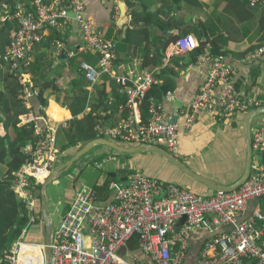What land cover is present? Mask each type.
<instances>
[{"label": "built area", "instance_id": "obj_1", "mask_svg": "<svg viewBox=\"0 0 264 264\" xmlns=\"http://www.w3.org/2000/svg\"><path fill=\"white\" fill-rule=\"evenodd\" d=\"M248 3L251 8L264 7V0H248ZM84 12L82 0H29L15 6L0 5V28L7 24L18 26L12 32L4 61L10 65V74L22 84L20 100L25 106L38 96L27 75L32 44L42 38L33 33L43 34L49 30L65 33L72 25L69 20L73 15L81 24L84 36L79 51L97 52L100 56L98 68L87 63L81 66L88 82L94 85L102 75H108L119 85L131 110L140 106L156 83L151 74H143L134 80L119 75L114 69L116 46L106 39L94 21L83 18ZM56 45L59 50L65 48L64 42L58 41ZM177 48L182 53L194 50L197 41L193 36H187L177 42ZM76 54L77 51L68 52L70 58ZM263 54L264 50H260L255 58L261 59ZM234 75L232 66L224 64L222 59H215L206 82L190 105L186 127H192L203 114L221 121L238 111L261 106L256 100L240 95L233 82ZM151 115L147 124L131 114L119 125L103 128L99 124L97 130L100 135L113 140L139 145L154 143L175 153L179 146V125L170 122L168 114L159 105L151 107ZM36 136L35 142L25 148L30 160L16 172L13 181L15 193L31 214V224L37 219L34 192L54 171L60 152L57 133L47 122L36 125ZM252 142L255 173L233 192L205 197L176 184H163L134 173L128 182L112 181L109 185L111 194L106 202H102L94 187L79 185L70 208L54 231L52 264H129L119 252L137 234L141 250L153 263L185 264L191 233L209 227L208 214L214 216L216 228L230 225L233 231L212 241L214 244L209 247L213 252L204 253L199 264H240L243 259L264 264V215L256 213L243 223L238 220L250 203L264 197V165L257 162V154L264 151V125L253 130ZM184 217L186 221L177 229ZM25 233L12 248L9 264H20L24 245L38 248L39 245L23 241Z\"/></svg>", "mask_w": 264, "mask_h": 264}, {"label": "crops", "instance_id": "obj_2", "mask_svg": "<svg viewBox=\"0 0 264 264\" xmlns=\"http://www.w3.org/2000/svg\"><path fill=\"white\" fill-rule=\"evenodd\" d=\"M6 1L7 0H0V5L8 4ZM82 1L85 4V12L82 15L83 18L94 21L104 33L106 39L117 46L114 69L119 75L134 80L143 74H151L155 78L156 83H158L155 75L159 73L161 69L168 67L170 70L177 73L178 76L173 77L176 83L174 93H171V96L166 95L161 102H153L151 105V107L157 105L161 106L162 110L168 114L170 122L177 123L179 125V146L177 151L171 154L177 157L196 174H199L219 185L228 186L237 182L243 176L246 164V144L244 139L245 122L248 114L252 110L257 109V107L246 111H238L221 121L213 119L208 114H203L198 118L192 127H186L185 122L190 111V105L197 97L199 89L206 82L215 59L213 56H209L208 54L195 58L192 54H190L195 49L183 53L179 52L177 42L184 40L187 36H193V38L197 41L198 48L200 39L196 36L194 31L188 33V29L202 27L203 35L207 37L202 39V41L215 40L219 38L222 33L224 37L223 39L227 44L228 51L232 53L247 52L253 46L258 45V42L260 41L259 18L264 7L251 8L248 5L245 7L244 12L241 5L245 3L247 5L248 0H233V3L230 5L232 13L227 12V8L229 7L228 1H222V3H220L217 7L215 5L217 0H190L189 3H183L181 5L182 7H180L181 9L179 10H170L169 6H165L163 10H160L159 16L161 19L171 22L172 26L164 36L159 32L158 27L144 25V27L151 28L152 33L156 36L154 39L155 42L150 46V48H148L150 49V56H147L148 53L144 55L142 53V48H138L139 36H132L133 42L131 45H125L124 47L122 44L126 38L127 31L137 27L132 20V10L135 8L142 10V0ZM25 2L27 3L29 0L18 1V3ZM149 4H152V0H149V3L146 5ZM122 5H125L123 6L124 11L121 8ZM161 6L162 4L159 2L158 4H153L151 12H157ZM238 7H240L239 10ZM69 22L72 25L67 29L68 33L65 36L64 41L57 40V38L52 35V31H46L45 33L43 32V34L40 32V35H36L41 36L44 39L47 37L53 39L51 42L49 58L55 64L56 71L54 73V78H57H55L57 85L61 87L62 91L59 94L56 92L47 93L46 96L48 97V104L46 107L40 105L37 99L38 96H36L29 103V105H24L28 110V114L21 116V125L37 123L41 126L44 122H47L50 125V128L54 129L57 133V147L60 152V142L62 143L64 139V131L73 119L71 111L64 106L66 97L72 94V83L77 79V76L72 71L74 67L70 66V62L72 58L78 57L79 61H82L81 66L87 63L92 67L98 68L100 59L97 52L79 51V48L84 44L81 24L76 20L75 15L70 18ZM60 33L63 34L64 32ZM186 33L188 34L185 35ZM58 41L64 42V49H58V45H56ZM63 50H66V54L68 56H66V59L61 58ZM156 50L162 51L163 64L161 67H154L150 65L152 55ZM70 51H77V54L70 58L68 55V52ZM45 52H47V50ZM83 53L93 54L97 57V61L95 63L87 61V59L82 57ZM255 56L256 55H247L236 61L225 58L223 59V62L226 65L228 64L232 66L234 69L235 75L233 77V82L235 87L238 88L236 89L239 91L240 95L243 98L256 100L257 102L264 104V60L263 56L261 59L260 57L255 58ZM30 57L31 59L29 64L35 61L33 44ZM118 59H120L121 63L117 61ZM81 70H83L82 67ZM27 75L29 76L28 79L34 86V89L37 90L39 94V89L35 86V77L29 73V70ZM104 75H102L99 78V81L94 85L86 79L88 86L84 89L89 92L90 100L88 101L85 113L94 112L93 106L97 104L96 89L94 87L100 86L105 82ZM54 78L52 77L53 81ZM111 81L115 82V80H112L111 78L106 82L108 92H111L112 90ZM116 85L118 86L117 90H119V85L117 83ZM219 92L220 89L216 90V94H219ZM58 97L60 100H58ZM105 109L106 111H104ZM104 110V120L100 123L103 128L114 127L129 118V116L125 119L122 118L123 108L121 105H117L115 98L110 100L108 107H105ZM129 111V115L133 114L136 118L142 119L140 106L136 108L134 107L132 110L129 109ZM85 113L80 114L78 118L82 119L85 116ZM106 118L107 121L105 120ZM259 118H257L253 123L252 133L254 129L264 125V119ZM97 132L99 133L98 130ZM100 138L107 139L114 143L118 141L113 140L108 136L100 135L99 133L97 139ZM87 143L88 142L78 144L76 148L70 149L71 155L68 157L67 161H70L71 158H73V156ZM118 145L121 146L120 144ZM151 145L156 144L153 143ZM138 146L141 145L135 144L133 147L126 148H134ZM96 149L97 152L100 151L110 155L109 161H111L109 164L106 163L105 167L99 169L102 173L92 187L102 185L107 176L120 172L115 181L128 182L132 174L138 173L154 180H158L163 184L176 183V185L180 187L185 189L187 188V190L205 197L219 193L210 190L199 182H196L183 172L182 173L186 175V178L180 176L176 170H170L167 163L168 160L156 152L145 151L132 155H125L116 151L113 152V149L106 146L98 147ZM63 153L64 152H61V155ZM90 153L87 155L89 156ZM114 153L115 155L121 154L122 157H116ZM263 153L264 151L257 154V162L261 164ZM254 157L255 155L253 152V171ZM92 158L93 157L88 159L91 160ZM84 159L85 157L77 163H81ZM143 161H145L146 166L141 165V162ZM147 163H149L148 166ZM229 163L233 165V168L229 166ZM58 165L60 166L62 164L60 162L56 163L55 168ZM81 168L86 169L87 166L83 165ZM80 175H82L81 172ZM76 179L78 180L79 178ZM200 185L203 188H201ZM34 194L37 198L38 193L34 192ZM73 199L66 205L62 217L70 208V204ZM256 213L264 215V197L250 203L245 213L238 216V220L243 223L244 221L253 218ZM206 217L209 227L201 228L191 233L188 241L185 264H199V261L204 253L213 252V250L209 247L214 244L212 241L220 238L222 235H230L233 231V227L230 225L216 228L213 224L214 216L212 214H208ZM253 220L258 223L257 218H254ZM183 224L184 223H178L177 229L181 228ZM31 244L40 245L41 243ZM25 249L28 251L27 254L30 255L35 264L43 262L42 254L39 248L36 249L35 247L27 245ZM119 254L129 264H140L141 262L146 264H155L143 253L140 248V240L135 237L121 249ZM240 264H256V262L254 260L243 259Z\"/></svg>", "mask_w": 264, "mask_h": 264}, {"label": "trees", "instance_id": "obj_3", "mask_svg": "<svg viewBox=\"0 0 264 264\" xmlns=\"http://www.w3.org/2000/svg\"><path fill=\"white\" fill-rule=\"evenodd\" d=\"M18 1L19 0H7L6 2L11 6H15ZM222 1H228L229 7L227 8V12L232 13L230 5L233 3V0H217L215 4L216 7L222 3ZM158 2L161 3L162 6L157 12L152 13V5L158 4ZM189 2L190 0H152V4L146 5L149 3V0H142V10H138L137 8L132 10V20L137 27L127 31L126 38L122 44L124 47L125 45H131L133 42L132 36H139L138 48H142V53L144 55L148 53L147 56H150V49L148 48L155 42L154 39L156 36L152 33L151 28L144 27V25L158 27L159 32L165 36L172 26V23L160 18V10H163L165 6H169L170 10H179L183 3L186 4ZM248 5V3L247 5L246 3L241 5L244 12L245 7ZM239 9L240 7H238V10ZM17 29V24H7L0 28V124L3 131V134H0V264H9L8 259L12 248L23 236L28 226L31 225V214L23 200L15 193L13 181L16 172L30 160L29 156L25 153V148L29 144H33L37 139L36 125H40L37 123H33V126L30 123L21 125V116L28 114V110L20 100L22 84L10 74V65L4 61L6 51L11 45L12 31ZM49 31H52V35H54L57 40L61 41H64L68 33L65 32L61 34L57 30ZM192 31H194L196 36L200 39L199 47L190 53L195 58L208 54L209 56H213L214 59L223 60L228 58L232 61H236L247 55L253 56L260 50H264V8L259 18L260 41L258 45L253 46L247 52L232 53L228 51L222 33L219 38L215 40L202 41V39L207 38L203 35V28L196 27L188 29V33ZM52 40L53 39L50 37L46 39L42 37L39 41H34L33 51L35 53V61L29 64L28 69L29 73L35 77V86L39 89L37 99L40 105L44 107L48 104L47 93L56 92L59 94L62 91L61 87L57 85V78H54V73L56 71L55 64L49 58ZM46 50L47 52H45ZM82 57L91 63L97 61V57L93 54L83 53ZM117 61L121 63L120 59ZM81 64L82 61H79L78 57L72 58L70 62V66L74 67L72 71L77 76V79L72 83V94L67 96L64 102V106L71 111L73 119L64 131V139L62 143L60 142L61 152L76 148L78 144L97 139L99 136L96 130L97 126L104 120L103 110L105 107H108L112 98H115L117 105H121L123 108L122 118L125 119L130 116L129 108L126 105L127 98L119 93V90H117L118 86L114 81H111V92L107 91L106 82L110 79L107 75H104L105 82L103 84L94 87L97 95V104L93 106L94 112L85 113L88 101L90 100V94L84 89L88 86V83L86 81L85 72L81 70ZM162 64V51L156 50L152 55L150 65L161 67ZM155 76L158 83L152 86V89L148 92L140 105L143 124L149 122L152 103L161 102L166 95L174 93L176 89V83L173 77L178 75L168 67L161 69ZM52 77L55 82L52 80ZM58 100H60L59 97ZM82 113H85V116L79 119L78 117ZM43 128L45 129V125ZM82 171H84V169H82ZM82 171L81 173H83ZM115 180L116 179L107 176L101 186H94L99 194L100 201L106 202L108 200L111 194L109 185ZM36 190L41 200V185H39ZM39 218L40 220L42 219L41 212H39Z\"/></svg>", "mask_w": 264, "mask_h": 264}, {"label": "water", "instance_id": "obj_4", "mask_svg": "<svg viewBox=\"0 0 264 264\" xmlns=\"http://www.w3.org/2000/svg\"><path fill=\"white\" fill-rule=\"evenodd\" d=\"M125 5H122V9L124 11ZM120 25V24H119ZM34 35H40V32H34ZM66 50L62 51L61 58L66 59ZM68 57V56H67ZM264 60V56H263ZM106 111V109L104 110ZM264 115V105L260 106L259 108L252 110L246 119L245 127H244V139L246 144V164L243 176L234 184L232 185H219L203 176L196 174L190 168H188L182 161H180L177 157L173 156L164 148L151 145V144H143L138 147L134 148H126L119 146L118 144L111 142L107 139H96L91 142H88L83 148H81L74 156L71 158L70 161L64 163L60 166H57L52 174L41 184V210H42V217L45 223V240L43 244H40L38 248L42 254L43 264H52V242L54 236V226L52 220L48 213V187L55 183L65 172H68L73 166L79 162L83 157L89 154L91 151L95 150L98 147L106 146L113 149L116 152L125 155H132L140 152L145 151H152L158 153L160 156L168 160L173 166L179 169L181 172L185 173L188 177L205 185L207 188L214 192H233L244 185L249 177L251 176L254 171L252 170V162H253V150H252V126L254 121ZM107 121V118L105 119ZM33 126L34 124L31 123ZM262 164L264 165V153L262 154ZM119 173L110 174L109 177L116 179ZM186 221V217H184L180 224ZM135 238L139 239V235H135Z\"/></svg>", "mask_w": 264, "mask_h": 264}, {"label": "rangeland", "instance_id": "obj_5", "mask_svg": "<svg viewBox=\"0 0 264 264\" xmlns=\"http://www.w3.org/2000/svg\"><path fill=\"white\" fill-rule=\"evenodd\" d=\"M261 118L264 119V115L261 116L259 119ZM0 134H3L1 124H0ZM116 143L124 147H133L135 145L134 143L123 142L120 140L116 141ZM109 151L112 152L111 150ZM70 155H71V150L65 151L62 155H61V152H59L57 163L58 162H60L61 164L67 163L68 162L67 159ZM109 156L110 155L106 153H103L100 151L97 152V149L93 150L89 156L88 155L85 156V159L82 160L81 162L82 164L76 163V165L73 168H71L68 172H65L55 183L51 184L48 187V213L52 220L54 231L59 228L61 224V218H62L64 209L66 205L73 199V196L75 195L76 190L78 189L79 185L83 184V185L92 187V185L96 182V180L100 177L102 173L101 170L99 169L105 167V164L106 163L109 164V162L111 161V160L109 161ZM115 156L122 157L121 154L115 155ZM91 157L93 158L89 160L88 158H91ZM167 163H168L170 170H176V172H178L180 176L186 178V175H184L176 167H174L168 161ZM148 164L149 163H147V166ZM83 165L87 166V168L84 169V171L81 170L82 169L81 167ZM141 165L146 166L145 161L141 162ZM229 166L233 168V165L231 163H229ZM81 171L83 172L82 175H80ZM76 178H79V179L77 180ZM201 188L203 187L201 186ZM35 192H37V190H35ZM40 204H41V200L39 199V197H37L35 200V214H36L37 219L30 226H28V229L23 237V241L25 243H29V244L31 243L43 244L44 243L45 223L43 221V217L41 220L39 218V212H41L42 214V210H40ZM25 247H27V245H24L22 248V255L20 258V263L21 264H35L33 262V259L30 257V255L27 254L28 251H26ZM41 263L43 264V262Z\"/></svg>", "mask_w": 264, "mask_h": 264}, {"label": "clouds", "instance_id": "obj_6", "mask_svg": "<svg viewBox=\"0 0 264 264\" xmlns=\"http://www.w3.org/2000/svg\"><path fill=\"white\" fill-rule=\"evenodd\" d=\"M263 56H264V54H263ZM264 104L263 103H261V106H263ZM259 108V107H258Z\"/></svg>", "mask_w": 264, "mask_h": 264}]
</instances>
